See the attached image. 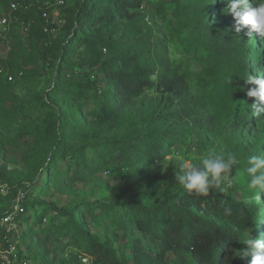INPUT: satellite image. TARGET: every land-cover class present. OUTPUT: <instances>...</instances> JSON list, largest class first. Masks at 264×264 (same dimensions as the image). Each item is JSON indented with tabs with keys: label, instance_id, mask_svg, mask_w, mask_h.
Here are the masks:
<instances>
[{
	"label": "rangeland",
	"instance_id": "1",
	"mask_svg": "<svg viewBox=\"0 0 264 264\" xmlns=\"http://www.w3.org/2000/svg\"><path fill=\"white\" fill-rule=\"evenodd\" d=\"M12 1L0 0V17L9 13ZM43 1L41 10L64 22L80 2ZM199 1L141 0L140 8L124 12L121 37L113 36L105 46L89 39L66 47L67 30L52 26L50 60L41 50L38 19L14 21L0 34V212L11 211L20 197L28 207L22 216L33 215L18 228L26 233L21 249L29 264H104L107 252L121 264H190L189 254L180 256V249L164 252L158 231L135 222L131 213L127 226H118L112 206L172 202L186 192L175 172L206 149L233 152L238 160L231 169L235 182L212 189L216 196L248 207L261 203L264 191L248 187L244 169L248 156L264 155V115L255 122L250 115L245 124L234 122L245 118L243 106L232 98L226 68L213 71L207 41L196 29L212 16ZM249 36L264 47V38ZM262 56L254 46L253 61ZM114 65L117 78L126 75L137 86L119 97L123 105L108 96L112 84L106 78ZM176 81L186 96L173 94ZM43 101L57 103L69 121L63 136L55 130L63 118L58 120L57 110ZM148 132L169 136L165 141L156 137L157 143L144 138L142 157L128 159L117 147L116 141ZM65 148L83 150L65 156ZM54 207L77 209L80 229ZM160 217L153 221L161 222ZM215 220L222 221L219 210ZM87 236L103 247L96 256ZM249 260L239 259L240 264Z\"/></svg>",
	"mask_w": 264,
	"mask_h": 264
},
{
	"label": "trees",
	"instance_id": "2",
	"mask_svg": "<svg viewBox=\"0 0 264 264\" xmlns=\"http://www.w3.org/2000/svg\"><path fill=\"white\" fill-rule=\"evenodd\" d=\"M13 1L21 2L26 7L25 11L21 10L16 14L19 22L22 21V18H24L25 22L32 19V17L38 19L40 23L39 34L43 45L41 50L47 57L51 56L53 53L52 42L47 38L49 32H44L46 21L43 14L46 12L41 10L44 1ZM140 2L141 0H137V3L136 0L134 2L132 0H80L75 10L70 13L68 21H65L60 26L67 30L68 43L65 46H69L71 42L76 40L87 41L89 39L100 43L101 46L113 43L112 37L115 35L120 36V32L123 30L125 22L123 18L124 12L128 7L138 8L141 5ZM199 2L203 4L204 10L207 11V17L212 16L209 20H201L196 29L207 41L208 57L211 59L213 71L218 66L226 68L228 77L232 81L230 85L232 98L236 103L243 106L245 118L238 117L234 122L237 125L245 124L247 122L246 117L249 115L252 118V122H255L263 117L264 112H260L259 109L264 108V104H260L255 98L247 96V90L254 86L247 85L243 79H246L248 74L253 75L255 73L258 76L264 74V47L261 43L254 45L248 32L242 34L245 28L239 33L235 31V21L231 14H227L224 11L227 5L221 3V0H200ZM48 26L51 29L52 26L57 25L49 24ZM115 42L118 41L115 40ZM254 46L255 48H261L263 53V56L256 62L253 61L252 57ZM117 58L121 59L122 56ZM48 59L47 62L50 60ZM61 65L62 62L60 63ZM101 71L104 73L105 67ZM109 71L111 72L106 79L112 84V87H110L108 96L111 100L123 105L124 101L120 98L123 95L127 96L128 90L136 92L135 81L126 75L117 78L116 75L120 71L115 65ZM91 87L95 88V83ZM53 90L51 89V91ZM183 90L184 87L177 81L172 85L173 94L178 93V95L184 97L186 94ZM138 94L134 93L133 97L138 96ZM43 104L57 110L58 120L63 118L64 115L60 113L57 103L48 104L47 101H43ZM69 124V121L63 118L55 125V130L57 132L61 131L63 136ZM152 133L148 132L142 136L134 135L116 141L117 147L128 159L138 155L142 157L145 155V152H143L144 138L149 137L150 140L153 138L152 140L157 143V138L165 141L169 136L164 133H156V135H152ZM81 150L83 149L65 148L64 154L65 156H77ZM48 166L44 165L43 168L46 169ZM26 196L24 200L27 198ZM259 197L262 199L260 204L248 207L243 203L234 202L228 198L221 199L210 189L208 195H197L186 191L181 195H176L172 202L166 201L163 205L161 204V206L157 207L148 208L135 202L124 201L113 205L112 209L116 213L118 226L125 228L131 220L128 213H131L135 222L142 223L151 232L157 233L158 231L165 246L164 252L170 249H180V256H184L185 253L189 254L190 264H240L239 258L233 256V250H241L242 244L239 242L245 233L251 231L250 234L253 238L264 236V228H262L264 224V194H259ZM22 207L24 212H27L28 207L25 202L22 203ZM225 207L230 208V215L225 214ZM54 209L60 215L72 219L74 225L80 229V225L75 219V214L78 212L77 209L66 210L56 207ZM216 210H219L221 214V222L215 220ZM8 212L10 211L0 212V219ZM161 213H163L162 217H160ZM26 215L25 217L22 214L16 216L18 227H21L24 222L32 221L33 215L28 213ZM156 217H160L161 222L159 221L160 219L158 222L153 221ZM234 227H238L240 231L235 232L233 230ZM25 236V231H21L20 249H23ZM3 237L4 232L0 227V243L3 242ZM86 240L92 247H95V256L98 253L97 250L101 251L103 249L102 246L99 247L97 245L94 237L87 236ZM103 256L104 264H121L117 257L109 252L104 253ZM176 264H187V262L186 260H181Z\"/></svg>",
	"mask_w": 264,
	"mask_h": 264
},
{
	"label": "clouds",
	"instance_id": "3",
	"mask_svg": "<svg viewBox=\"0 0 264 264\" xmlns=\"http://www.w3.org/2000/svg\"><path fill=\"white\" fill-rule=\"evenodd\" d=\"M221 3L227 5L224 11L232 15L237 33L248 28L250 34L256 33L264 38V0H221ZM243 80L247 85L254 86L247 90V96L264 104V79L248 74ZM228 82L232 84L231 78ZM259 111L264 112V108ZM197 159L198 162H194ZM237 163V156L233 152L219 154L213 149H206L198 158L194 157L193 161H185L180 170L175 172V180L189 193L208 195L210 189L225 182L229 185L235 182L231 169ZM244 172L250 189L264 191V155L248 156ZM224 211L227 215L231 214L228 207H225ZM233 230L240 231L238 227H234ZM250 233L251 231H247L239 242L246 247L233 250V256L242 260L250 257L249 264H264V236L253 238Z\"/></svg>",
	"mask_w": 264,
	"mask_h": 264
},
{
	"label": "built area",
	"instance_id": "4",
	"mask_svg": "<svg viewBox=\"0 0 264 264\" xmlns=\"http://www.w3.org/2000/svg\"><path fill=\"white\" fill-rule=\"evenodd\" d=\"M25 9L26 7L21 2L12 1L9 5V13L0 17V34L7 32L12 22L18 21L16 14L21 10L25 11ZM43 17L46 21V26H44L45 33L50 30L49 24L61 26L64 23L63 20H51L47 13H44ZM25 29L28 30L27 28ZM23 212L21 198L18 197L13 209L0 219V227L4 232L3 242L0 243V264H29L21 252L22 249L19 248L21 232L18 230L16 216Z\"/></svg>",
	"mask_w": 264,
	"mask_h": 264
}]
</instances>
